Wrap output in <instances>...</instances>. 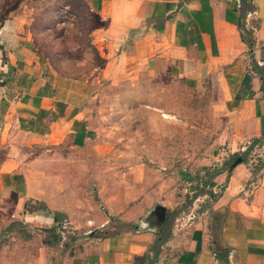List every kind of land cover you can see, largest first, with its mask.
Returning <instances> with one entry per match:
<instances>
[{"label":"crops","instance_id":"1","mask_svg":"<svg viewBox=\"0 0 264 264\" xmlns=\"http://www.w3.org/2000/svg\"><path fill=\"white\" fill-rule=\"evenodd\" d=\"M14 1L0 0V237L21 218L32 232L0 241V264H264V92L252 68L264 69V0H251V18L244 10L246 28L258 24L252 49L241 40L239 0H85L95 15V50L109 72L165 60L180 78L220 85L231 117V151L207 193L219 194L187 221L170 215L161 245L153 213L159 207L173 214L171 206L145 193L132 202L124 189L119 208L101 207L114 200L108 191L115 185L107 183L112 173L95 174V156L83 187L67 182L62 154L99 149L82 109L93 92L45 69L9 18ZM34 145L54 150L50 165L58 171L31 170L21 150ZM236 154L245 157L234 166ZM29 202L42 211H29ZM54 213L68 220L67 241Z\"/></svg>","mask_w":264,"mask_h":264},{"label":"rangeland","instance_id":"2","mask_svg":"<svg viewBox=\"0 0 264 264\" xmlns=\"http://www.w3.org/2000/svg\"><path fill=\"white\" fill-rule=\"evenodd\" d=\"M9 18L17 23L19 36L33 42L47 71L86 94L93 92L82 109L99 149L62 154L68 159L61 170L69 185L77 182L83 187L90 180L95 156V174L112 173L107 183L115 185L108 191L114 200L109 205L101 202L103 208H119L126 189L132 202L145 193L149 200L171 206L172 221L179 217L182 222L215 200L218 192L211 197L207 193L221 158L231 151L228 139L233 126L220 85L180 78L165 60L109 72L95 50V15L85 0H15ZM23 148L33 172L59 170L50 165L54 150L47 152L41 145ZM100 183L96 180L95 187ZM91 188L85 198L92 201ZM42 207L29 202L26 208L42 211ZM21 220L0 241L15 235L27 239L32 229ZM66 221L62 222L66 229L57 230L65 241L71 236Z\"/></svg>","mask_w":264,"mask_h":264},{"label":"trees","instance_id":"3","mask_svg":"<svg viewBox=\"0 0 264 264\" xmlns=\"http://www.w3.org/2000/svg\"><path fill=\"white\" fill-rule=\"evenodd\" d=\"M240 23H239V30H240V35H241V40L247 44L249 46L250 49H252L253 46V40H252V35H253V31L254 29H257L258 24L255 22H253V25H251V28H246L245 26V11L244 9L240 11ZM252 68L253 70H255L257 72V74L260 76V80H261V91L264 92V69L261 68L260 66H258L256 63L252 64ZM244 85L245 87L249 86V82H250V77L249 76H245L243 79ZM264 137V135H263ZM259 140L256 139L253 141V145L256 144ZM250 149V148H249ZM242 158L244 160L245 154H236L235 156H233V160H235L236 158ZM219 173V170H216L215 175H217ZM213 176V177H214ZM210 186V185H209ZM160 213V214H158ZM154 217H156L157 222H160L158 224V233L160 234V239H159V244L161 245L163 242H165L168 239V236H165V232L167 230V226L168 224V219L169 216L172 215V213H169L168 211H164L161 208H158L155 213L153 214ZM53 218L55 220V222L60 225L63 222V218L59 213H54L53 214ZM13 224H11L12 227ZM153 251H155V248L153 249ZM147 257H143L142 261H144Z\"/></svg>","mask_w":264,"mask_h":264},{"label":"water","instance_id":"4","mask_svg":"<svg viewBox=\"0 0 264 264\" xmlns=\"http://www.w3.org/2000/svg\"><path fill=\"white\" fill-rule=\"evenodd\" d=\"M239 2L246 12L251 11V0H239ZM240 162H241V158H237L234 161L233 165L235 166L236 164H239Z\"/></svg>","mask_w":264,"mask_h":264},{"label":"built area","instance_id":"5","mask_svg":"<svg viewBox=\"0 0 264 264\" xmlns=\"http://www.w3.org/2000/svg\"><path fill=\"white\" fill-rule=\"evenodd\" d=\"M252 16H253V9L251 8V11L246 12V18H251ZM60 228L65 230L66 225L61 224Z\"/></svg>","mask_w":264,"mask_h":264}]
</instances>
